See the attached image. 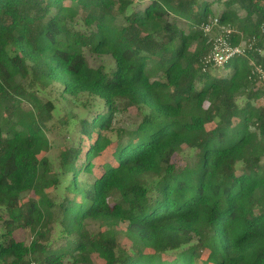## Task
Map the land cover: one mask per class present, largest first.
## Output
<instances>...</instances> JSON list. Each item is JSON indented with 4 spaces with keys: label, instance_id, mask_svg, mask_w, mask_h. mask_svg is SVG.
<instances>
[{
    "label": "trees",
    "instance_id": "16d2710c",
    "mask_svg": "<svg viewBox=\"0 0 264 264\" xmlns=\"http://www.w3.org/2000/svg\"><path fill=\"white\" fill-rule=\"evenodd\" d=\"M131 4L0 0V264H264V0ZM214 18L245 41L220 67ZM51 86L102 102L56 165Z\"/></svg>",
    "mask_w": 264,
    "mask_h": 264
},
{
    "label": "rangeland",
    "instance_id": "374dc122",
    "mask_svg": "<svg viewBox=\"0 0 264 264\" xmlns=\"http://www.w3.org/2000/svg\"><path fill=\"white\" fill-rule=\"evenodd\" d=\"M147 3H149V0H132L130 8L142 9ZM219 6V4L213 5V8L217 13L221 10ZM214 33H211V35L213 36ZM244 44V39H241L239 46L242 48ZM88 59L90 60V64L93 66L99 64L102 60L108 61V58L106 57L103 59L89 57ZM47 98H49L56 107L53 121L48 123L47 128V136L50 142V149L47 155L50 157L53 164L56 165L59 150L63 149L65 146H68V144L76 142L78 139V133L74 132L72 125H64L65 120L68 119V115L73 113L77 117H90L95 109L94 106H99L101 108L102 102L100 100H94L93 98L86 97H81L79 100L72 101L68 96L60 95L58 87L56 86H51L47 90ZM139 119V112L134 107L125 106L122 107L116 114L113 126L114 128H128L137 123ZM174 162L177 164V167H180L182 164V159L178 156H175ZM5 216L6 214L0 210V234L4 232L2 218H5ZM13 235L15 240L23 241L26 244H28L31 240V234L27 229L18 228L14 231ZM1 239L2 237L0 236V240ZM94 260L96 264H104L103 262H100L96 255L94 256Z\"/></svg>",
    "mask_w": 264,
    "mask_h": 264
},
{
    "label": "built area",
    "instance_id": "2783aa9c",
    "mask_svg": "<svg viewBox=\"0 0 264 264\" xmlns=\"http://www.w3.org/2000/svg\"><path fill=\"white\" fill-rule=\"evenodd\" d=\"M201 28L205 33H211L214 28L218 30L211 38V47L209 52L202 59L205 66L213 65L215 67H220L233 56L244 53L245 44L241 48L239 44L233 46L229 43V36L234 30L230 27L220 25L216 18L209 23L203 24ZM257 71L261 74L262 79H264V73L262 70L257 68ZM27 264L36 263L34 261H30Z\"/></svg>",
    "mask_w": 264,
    "mask_h": 264
}]
</instances>
